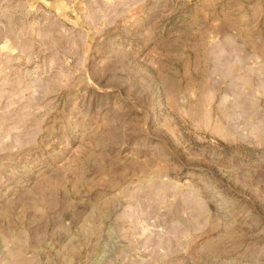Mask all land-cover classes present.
<instances>
[{
    "label": "rangeland",
    "instance_id": "374dc122",
    "mask_svg": "<svg viewBox=\"0 0 264 264\" xmlns=\"http://www.w3.org/2000/svg\"><path fill=\"white\" fill-rule=\"evenodd\" d=\"M0 264H264V0H0Z\"/></svg>",
    "mask_w": 264,
    "mask_h": 264
}]
</instances>
